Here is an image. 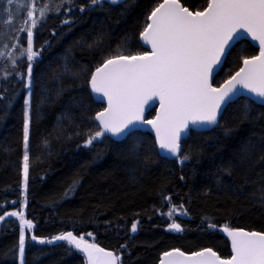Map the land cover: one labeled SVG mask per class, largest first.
<instances>
[{
	"label": "trees",
	"instance_id": "obj_1",
	"mask_svg": "<svg viewBox=\"0 0 264 264\" xmlns=\"http://www.w3.org/2000/svg\"><path fill=\"white\" fill-rule=\"evenodd\" d=\"M161 1L124 0L93 9L88 0H35L37 9L48 3L53 11L32 30L39 56L32 68L30 167L24 196L25 218L33 228L26 229L23 264H85L65 241L47 243L68 231L85 237L92 233L90 240L119 255L122 264H156L160 254L170 249L190 253L212 248L227 257L224 227L264 232V165L256 162L259 147L250 161L241 163L250 141L264 142V107L248 98L236 99L214 131H193L181 141L183 150L192 155L183 165L159 156L147 132L134 131L121 141L105 135L92 146H83L88 134L98 130L91 117L103 108L89 91L91 72L126 41L131 54L146 51L138 41L139 32L147 14ZM181 2L190 10L205 6V0ZM26 6V0L11 5L0 0V50L12 46V40L24 44ZM14 52L19 54L17 48ZM255 54L247 41L235 44L213 84L227 79L243 58ZM19 58L16 67L0 58V67L9 74L6 80L0 78L4 97L0 100V215L4 216L0 264H18L19 223L5 213L18 210L21 199L22 105L27 89L20 74L26 75L28 62L25 56ZM245 106L254 114L252 121L241 119ZM152 115L153 110L147 117ZM74 182V190L69 191ZM173 206L180 215L169 218L167 211ZM134 222L136 233L130 230ZM173 222L183 231L169 230ZM33 235L37 240L31 239Z\"/></svg>",
	"mask_w": 264,
	"mask_h": 264
},
{
	"label": "snow or ice",
	"instance_id": "obj_2",
	"mask_svg": "<svg viewBox=\"0 0 264 264\" xmlns=\"http://www.w3.org/2000/svg\"><path fill=\"white\" fill-rule=\"evenodd\" d=\"M64 3L69 0H63ZM9 5L14 0H7ZM122 0H88L89 8L104 4L119 5ZM26 17L31 20L27 31V46L22 55L26 56L27 72L20 74L25 80L24 88L28 90L24 99L23 125V178L27 188L30 157L28 152L30 112L32 108V68L33 61L39 52L34 50L33 31L39 21L35 18L39 11V19H46L53 11L48 3L37 9L35 0H26ZM59 7V6H58ZM81 12L85 7H80ZM7 22H11L9 19ZM65 24L69 21L65 20ZM247 33L253 41L259 43V55L243 58V67L235 72L219 87H212L209 79L221 63L231 46V42ZM55 35V33H54ZM142 44L150 45L151 52L131 54L130 43L125 42L120 48L106 56L102 64L91 73V92L107 101V107L98 111L91 119L98 122V130L88 134L84 147H90L94 141L111 134L123 137L134 133L138 124H148L156 132V141L162 153L175 158L183 165L192 159L185 152L181 141L205 131H214L221 126L224 113L235 102L241 90L249 93L254 99L251 103L264 106V0H205L202 10H190L181 0H162L157 2L146 16V23L139 32ZM17 43L19 40L17 39ZM7 47V45L5 46ZM4 53L0 52V58ZM16 67V61H11ZM5 73L2 79L8 78ZM158 98L162 114L155 120H145L143 113L150 100ZM4 97L0 95V100ZM252 121L254 114L247 106L241 119ZM264 119V117H261ZM79 135V133H77ZM264 141V136L261 137ZM257 147L261 152L257 163L264 165V142L259 145L250 141L244 148L241 163L250 161ZM231 176V172L227 173ZM264 179V174H261ZM183 179V177H181ZM73 188L69 191L74 190ZM264 192V189H261ZM67 195V193H65ZM264 200V197H262ZM181 208L183 205L180 206ZM176 211L175 206L167 213L169 218ZM7 216L17 217L20 221L18 251L23 264L26 229L31 230L33 223L24 217L22 212H6ZM186 214V213H181ZM4 216L0 215V220ZM209 228L215 225L209 223ZM131 232H137V222L132 223ZM169 230L182 232L181 224L173 222ZM230 238L233 255L222 259L212 248H204L186 256L179 249L164 252L161 264H176L167 258H183V264H264V233L257 231L235 230L228 227L222 229ZM91 237L92 233H87ZM32 240H37L33 235ZM65 241L83 253L88 264H122L121 257L112 251L98 247L95 242H88L83 235L72 231L62 233L48 240ZM45 243L44 240H38ZM122 247H125L122 245Z\"/></svg>",
	"mask_w": 264,
	"mask_h": 264
},
{
	"label": "water",
	"instance_id": "obj_3",
	"mask_svg": "<svg viewBox=\"0 0 264 264\" xmlns=\"http://www.w3.org/2000/svg\"><path fill=\"white\" fill-rule=\"evenodd\" d=\"M123 1H124V0H122V2H123ZM161 2H162V1H161ZM138 41H139V43L142 45V47H143L144 49H146V51L151 52V46H150V45H146V44H142V42H140V40H139V36H138ZM240 41H247V42H248L253 48L256 49V54H255V55H259V43H258L257 41H253V40L251 39V37H250L247 33H243V34H241V35L239 36V38H237V39H235L234 41H232V42H231V46H230V48L228 49V52H229V50H230L235 44L239 43ZM228 52H227V53H228ZM226 56H227V54L221 58V63H220V65H219L218 67L215 68V70L213 71V73H212V75H211V77H210V79H209V82L211 83L212 87H219V86L222 85L227 79H229L232 75H234L235 72L239 71V69H240L241 67H243V60H242V62H241V64H240L239 68H238L235 72H233V73H232L227 79H225L224 81H222V82L219 83L218 85L213 84V79H214V77L218 74V72L220 71V69H221V67H222V65H223V62H224ZM101 64H102V63H101ZM94 71H95V69H93L92 72H94ZM92 72H91V73H92ZM89 80H90V77H89ZM89 80H88V81H89ZM88 88H89V91H90L91 96H92V98L94 99V101H96V102H98V103H101V104L103 105V108H102L101 110H99V111L104 110V109L107 107V101H106L105 99L101 98V97H97L95 94H93V93L91 92V88H90V84H89V82H88ZM240 97L248 98V99L251 100V101L254 99L249 93H247L246 91H243V90H241L240 94L235 98V100L238 99V98H240ZM256 104H259V103L257 102ZM263 107H264V106H263ZM151 110H153V115H152L151 117H147V114H148ZM161 114H162V109H161V107H160V101H159L158 98H156V99H154V100H150V101L148 102V105L145 106V111H144V113H143V117H144L145 120H155L156 117H157L158 115H161ZM96 123H97V125H98V122H97V121H96ZM134 131H141V132H147V133H149V134L153 137V139H154V143H155V147H156V150H157V152H158V155L161 156V157H163V158L174 159V158L168 156L167 154L161 152V150L159 149V146H158V144H157V141H156V132H155V130L152 128L151 125H148V124H138ZM105 135L108 136L109 138L115 140V141H121V140L125 139V137L127 136V135H126V136H123V137H119V138H118V137H113V136H111V134H105ZM235 230H243V229H235ZM244 231H248V230H244ZM257 232H258V231H257ZM222 233L225 235V237H226V239H227V241H228V244H229V256H227V257H221V258H222V259H229V258L233 255V253H232V248H231V241H230V238L226 235V233H224L223 231H222ZM261 233H264V232H261ZM87 237H89V236H87ZM52 238H53V237L49 238L48 240H51ZM90 238H91V237H89V239H90ZM53 242H57V241L53 240ZM92 242H94V241H92ZM90 243H91V242H90ZM95 243L97 244L98 247H101L97 242H95ZM73 248H74V247H73ZM101 248H102V247H101ZM74 249H75V248H74ZM203 249H204V248H203ZM75 250H76V249H75ZM171 250H174V249H170V250H168V251H171ZM200 250H202V249H200ZM200 250H197V251H200ZM76 251H78V250H76ZM106 251H108V250H106ZM78 252L84 257L85 264H88V259H87V257H86L83 253H81L80 251H78ZM165 252H167V251H165ZM194 252H196V251H194ZM163 253H164V252H163ZM163 253H162V254H163ZM184 253H185L186 256H189V255H191L193 252H190V253H186V252H184ZM162 254H160V256H159L158 261L156 262V264H161ZM167 259H171V260L176 261V264H183V258L172 257V258H167ZM100 264H103L102 260H101Z\"/></svg>",
	"mask_w": 264,
	"mask_h": 264
},
{
	"label": "rangeland",
	"instance_id": "obj_4",
	"mask_svg": "<svg viewBox=\"0 0 264 264\" xmlns=\"http://www.w3.org/2000/svg\"><path fill=\"white\" fill-rule=\"evenodd\" d=\"M35 18L37 20H39V11H36ZM26 19H27V17H26V10H25L24 18H23V26L22 27H24V28H30L31 27V20L28 19L27 20V24L25 25V20ZM23 33L25 34V42H24V44H19V43H17V41H13L12 40V46L10 45L9 46L10 48L8 47V49H6V50H0V52H3L4 53L3 59H6L7 58V60H8L7 63H6L7 66L11 63L12 60H15L16 61V60L20 59L19 57H22L23 56L22 55L23 49L26 48V46H27V31L24 30ZM15 48H17L18 51H19V54L18 55L14 52L15 51ZM25 58H26V56H25ZM5 72H6L5 71V66L4 67H0V73L5 74ZM27 92H28V90H27ZM27 92H26V94H25V96L23 98V105H22L23 125H24V99L27 97ZM23 153H24V142H23V126H22L21 199L19 201V204L20 205H19L18 210H13V211L22 212L23 215H24V217H25V196H24L25 186H24V178H23ZM171 208L172 207H169L167 213L171 210ZM173 215H180V210L178 208H176V211L173 213ZM5 216H7V215L5 214ZM17 220H18V223H19V233H20V221H19L18 218H17ZM84 238H85L86 241L92 242V240H90L89 238H87L85 236H84ZM17 262H18V264H21V258L19 256V251L17 253Z\"/></svg>",
	"mask_w": 264,
	"mask_h": 264
}]
</instances>
